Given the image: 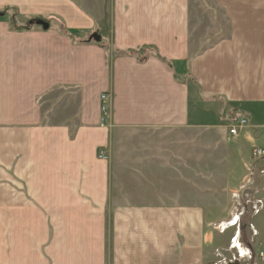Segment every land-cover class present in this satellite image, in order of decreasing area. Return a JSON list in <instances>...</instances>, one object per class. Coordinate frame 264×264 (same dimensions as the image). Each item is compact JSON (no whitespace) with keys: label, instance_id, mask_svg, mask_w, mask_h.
I'll use <instances>...</instances> for the list:
<instances>
[{"label":"crops","instance_id":"crops-1","mask_svg":"<svg viewBox=\"0 0 264 264\" xmlns=\"http://www.w3.org/2000/svg\"><path fill=\"white\" fill-rule=\"evenodd\" d=\"M207 4L0 0L29 27L0 18V264H264V0ZM192 10L226 34L198 49Z\"/></svg>","mask_w":264,"mask_h":264},{"label":"rangeland","instance_id":"rangeland-1","mask_svg":"<svg viewBox=\"0 0 264 264\" xmlns=\"http://www.w3.org/2000/svg\"><path fill=\"white\" fill-rule=\"evenodd\" d=\"M193 2L205 3L207 4V0H192ZM208 4L211 6L210 2ZM206 6H209V5ZM192 27L197 30V34L194 36L196 47L200 49L203 46H207L214 40L224 36L226 34V26L223 23L222 16L219 14V11L210 10L208 13H201L200 11L192 10ZM13 14L11 11H7L6 16ZM4 17V16H3ZM3 17H1L3 19ZM196 23V24H195ZM16 31H23L26 30L25 28L22 30H17L15 27H11ZM194 40V41H195ZM195 47V46H194ZM55 91L51 92L44 100L41 101V108L43 112V123L46 125H59V124H67L69 122L68 119L75 116L77 112V93L73 89H66L57 87L54 89ZM73 90V91H71ZM104 93H101V95ZM99 95V99L101 97ZM107 95V94H106ZM40 99V97H39ZM101 103L99 100V118L101 117ZM107 109L108 105L106 104ZM110 115V112H109ZM109 117L104 119V122H99L98 125L106 126ZM105 153V152H104ZM98 157V156H97ZM108 158V156H107ZM106 158V159H107ZM102 159V158H101ZM244 239L247 240L246 237H241L240 244H243ZM242 246V245H241ZM236 253L235 251H231V256L229 257V261L236 260L237 256L233 254ZM228 257V256H226ZM223 256V258L227 259Z\"/></svg>","mask_w":264,"mask_h":264},{"label":"built area","instance_id":"built-area-1","mask_svg":"<svg viewBox=\"0 0 264 264\" xmlns=\"http://www.w3.org/2000/svg\"><path fill=\"white\" fill-rule=\"evenodd\" d=\"M100 103H101V117L99 118V122H104V119L106 117H109V110L107 109V100H108V95H106L105 93L101 95L100 97ZM248 124V121L245 117H240L238 119H236L235 121H233L232 124H230V126L228 127V134L231 136V137H237L240 133V131ZM97 156L99 158H102V159H106L107 158V155L104 153V151H99L97 153ZM252 156L257 158V159H264V147H255L253 150H252ZM238 237V234H236L233 239H232V244H237V239ZM262 255V253H261ZM231 264L234 263L232 261H229ZM238 261L236 260V263L234 264H237ZM239 264V263H238Z\"/></svg>","mask_w":264,"mask_h":264},{"label":"water","instance_id":"water-1","mask_svg":"<svg viewBox=\"0 0 264 264\" xmlns=\"http://www.w3.org/2000/svg\"><path fill=\"white\" fill-rule=\"evenodd\" d=\"M31 23H33L34 25L40 26L43 30H47L49 29V23L44 20V19H33L32 21H30ZM101 39L100 35L98 34V32H93L88 40H93L95 42H99Z\"/></svg>","mask_w":264,"mask_h":264},{"label":"trees","instance_id":"trees-1","mask_svg":"<svg viewBox=\"0 0 264 264\" xmlns=\"http://www.w3.org/2000/svg\"><path fill=\"white\" fill-rule=\"evenodd\" d=\"M7 11V9L6 10H2V11H0V18L1 17H3V16H5L6 15V12ZM12 18H11V20H10V25H11V27H15V29H17V30H22V29H29V27H24V26H17L16 25V22H15V20H14V14H11L10 15ZM40 19V18H39ZM147 47H149V46H142V47H139V48H137V49H135V50H129V51H127L128 53H140L143 49H145V48H147Z\"/></svg>","mask_w":264,"mask_h":264}]
</instances>
